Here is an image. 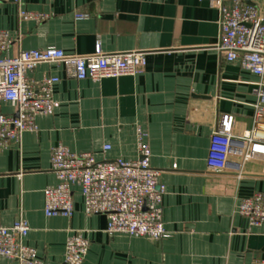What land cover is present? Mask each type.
<instances>
[{"label": "crops", "instance_id": "crops-1", "mask_svg": "<svg viewBox=\"0 0 264 264\" xmlns=\"http://www.w3.org/2000/svg\"><path fill=\"white\" fill-rule=\"evenodd\" d=\"M45 15L24 19L20 11ZM86 17L78 19L77 14ZM221 14L207 0H20L0 2V29L15 38L9 49L56 47L88 54L100 42L106 52H146L136 75L77 79L63 62H42L35 80L58 76L55 105L36 117L0 151V224L18 217L29 223L24 242L41 259L64 261L69 236L90 240L83 264H256L264 261V224L252 226L238 205L264 193V160L241 171L208 169L210 139L222 114L233 116L234 134L253 127L255 83L260 77L226 62L218 49ZM14 113V103H4ZM151 151L152 167L165 185L160 239L106 232L105 213L87 214L74 192L72 217L47 216L44 189L57 182L52 150L92 152L99 159L140 157ZM111 145L108 150L105 145ZM0 264H17L0 257Z\"/></svg>", "mask_w": 264, "mask_h": 264}, {"label": "built area", "instance_id": "built-area-1", "mask_svg": "<svg viewBox=\"0 0 264 264\" xmlns=\"http://www.w3.org/2000/svg\"><path fill=\"white\" fill-rule=\"evenodd\" d=\"M20 0H0V2ZM219 9L221 34L218 49L226 62L240 66L260 77L255 83L257 101L251 130L234 134L233 116L222 114L211 134L207 167L222 172L241 171L246 162L264 160V0H207ZM24 19H43L45 15L20 11ZM86 17L78 13L77 18ZM15 38L0 29V151L11 141H19L24 132L37 130L36 117L50 113L55 105L54 86L58 76L48 75L35 81L31 73L42 62H63L68 75L77 79L136 75L145 70L146 52L141 50L106 52L100 42L88 54L66 53L63 49H24L10 54ZM14 103L16 111L5 113L1 106ZM111 145L104 146L105 150ZM140 157L99 159L92 152H73L64 145L52 150L51 168L57 182L44 189L47 216L72 217L74 192L84 199L87 214L105 213L106 232L143 235L160 239L165 227L162 219L166 187L160 181L161 171L150 163V148L142 142ZM241 215L252 226L264 224V193L244 198L238 205ZM29 223L18 217L11 225L0 224V257L17 264H53L41 259L37 250L24 242ZM90 240L80 233L68 237L62 264H83ZM256 264H264L259 261Z\"/></svg>", "mask_w": 264, "mask_h": 264}]
</instances>
